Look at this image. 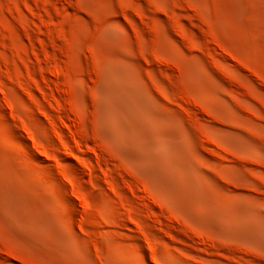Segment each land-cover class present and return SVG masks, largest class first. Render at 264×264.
<instances>
[{"label": "rangeland", "instance_id": "rangeland-1", "mask_svg": "<svg viewBox=\"0 0 264 264\" xmlns=\"http://www.w3.org/2000/svg\"><path fill=\"white\" fill-rule=\"evenodd\" d=\"M0 264H264V0H0Z\"/></svg>", "mask_w": 264, "mask_h": 264}]
</instances>
